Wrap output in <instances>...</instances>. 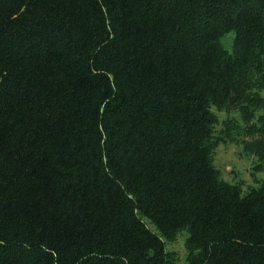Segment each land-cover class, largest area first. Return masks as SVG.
Segmentation results:
<instances>
[{"label":"trees","instance_id":"obj_1","mask_svg":"<svg viewBox=\"0 0 264 264\" xmlns=\"http://www.w3.org/2000/svg\"><path fill=\"white\" fill-rule=\"evenodd\" d=\"M229 142L264 170V0H0V264H179L184 230L186 264H264Z\"/></svg>","mask_w":264,"mask_h":264},{"label":"rangeland","instance_id":"obj_2","mask_svg":"<svg viewBox=\"0 0 264 264\" xmlns=\"http://www.w3.org/2000/svg\"><path fill=\"white\" fill-rule=\"evenodd\" d=\"M234 32H230L222 39L223 44L232 49V39ZM220 120L230 117L237 123L241 122L238 113L227 114L225 111L218 112ZM215 163L220 167L223 177L231 182L243 181L244 188L256 187L259 182L264 180V170L257 171L255 165L258 163L256 155L243 152V144L237 143H221L216 151ZM144 217V216H143ZM152 229L154 224L145 216ZM188 235L187 231L179 233L178 238L173 243H168V249H173L178 253L179 264H186L187 251L185 248V240Z\"/></svg>","mask_w":264,"mask_h":264}]
</instances>
